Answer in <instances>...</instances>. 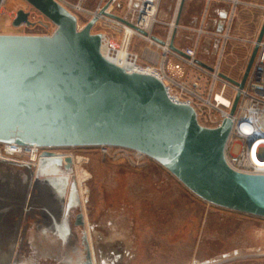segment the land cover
Here are the masks:
<instances>
[{"label":"water","instance_id":"obj_1","mask_svg":"<svg viewBox=\"0 0 264 264\" xmlns=\"http://www.w3.org/2000/svg\"><path fill=\"white\" fill-rule=\"evenodd\" d=\"M26 1L56 28L51 34L0 33L1 143L137 149L160 163L200 199L264 217V174L236 171L226 161L230 118H225L220 127H205L199 123L194 107L173 101L158 77L128 72L103 56L101 35L92 32L97 15L79 29L77 15L59 0ZM185 1H179L170 39V47L181 53L175 37ZM107 6L99 13L105 14ZM12 23L35 24L24 9L17 11ZM218 31H223V26ZM263 34L264 20L240 80L221 75L243 88ZM239 98L237 93L231 114ZM66 161L71 171V158ZM60 163L61 157L43 152L21 210L40 190L42 172ZM64 184L63 193L59 188L58 194L52 184L45 189L53 190V197L64 202L67 182ZM71 186L69 198L74 196L78 204L77 183ZM0 211L1 225L7 210Z\"/></svg>","mask_w":264,"mask_h":264},{"label":"rangeland","instance_id":"obj_2","mask_svg":"<svg viewBox=\"0 0 264 264\" xmlns=\"http://www.w3.org/2000/svg\"><path fill=\"white\" fill-rule=\"evenodd\" d=\"M59 1L77 15L81 26H84L91 18L89 11L93 12L98 7L97 5L94 8L90 7L88 0H75L76 3H71L74 0ZM178 2L179 0H160L154 34L167 38L170 32L169 23L175 16ZM78 3L83 6V11L76 8ZM120 3L123 7L124 0ZM233 3L234 0L225 2L224 0H212L207 12L204 3L197 4L192 14L198 17L195 20L198 25L190 28H200L206 13V23L203 26L206 32L201 36L199 58L211 65H216L223 50L221 71L234 78H241L252 48L238 38L258 35L263 18L261 16L253 23L239 21V11L237 10L235 14L232 12ZM122 7L116 6V10L123 13ZM241 7L242 5H238L237 9ZM189 8L187 2L184 9L191 12L192 9L189 10ZM19 9L29 11L30 20L35 24L23 23L14 26L12 22ZM222 10H225L227 15H219ZM249 10L257 12L253 8ZM255 16L257 17L256 14ZM220 21L226 29H229L231 36L226 41L224 49V39L209 33L215 31ZM55 28L56 25L53 22L26 0H4L2 3L1 32L51 34ZM100 30L113 33L112 29L98 23L94 31ZM193 34L196 36V32L185 25L177 32L175 42L182 47L192 45L193 38L195 39ZM114 38L116 42H120L121 34ZM149 45L151 44L147 40L137 37L131 47L142 51ZM112 57L116 59L121 57V61L125 64L127 52L122 48ZM126 65L129 64L126 62ZM2 147L4 150V145L0 142L1 153ZM45 150L68 156L61 158L62 163L57 167L42 172L39 177L40 190L52 184L58 189V194L60 193L59 188L63 193L64 183L67 182L65 201L58 199V202L64 208L82 209L91 221L98 224L96 230L106 240L109 237L112 240L122 239L126 245L123 264H214V262L218 264H264V217L210 204L193 194L170 172L168 174L173 177L174 182L173 185L167 183L172 195L168 197V200L147 195L153 187H149L146 192H140L141 182L148 185L152 183L149 175L142 174V171L157 164V161H151L147 166L137 168L123 159L104 157L98 147L59 146ZM239 150L240 145L236 144L233 152L237 153ZM19 154H7L8 157L3 153L0 155V209L7 210L0 225V252L5 251L3 242L11 241L12 224L17 220L15 213L23 209L27 190L35 179L36 164L31 163L28 156ZM67 158L72 160L71 171L65 166ZM73 182L77 183L80 206L76 203L74 196L72 199L69 198ZM166 205L168 208L165 210ZM29 236L32 237L31 234ZM69 236L66 239L64 237L51 238L54 239L51 241L60 244L61 242L67 243L65 247L67 252L76 254L71 264H79L81 258L77 256V251L80 252L78 246L81 248L83 246V234L72 231ZM89 236L93 243L96 237L93 238L91 232ZM37 237H39L38 242L45 241L42 235L39 234ZM74 245L77 247L74 248Z\"/></svg>","mask_w":264,"mask_h":264},{"label":"built area","instance_id":"obj_3","mask_svg":"<svg viewBox=\"0 0 264 264\" xmlns=\"http://www.w3.org/2000/svg\"><path fill=\"white\" fill-rule=\"evenodd\" d=\"M236 1L239 0H234V4L237 3ZM120 2L121 0H100L95 11H89L92 15L91 18L94 15L98 17L92 27V32L101 35L103 56L108 58L107 55H116L122 47L126 49V62L132 68L120 65L121 67L128 72L146 73L158 77L164 83L168 95L173 101L194 107L199 123L205 127H220L225 118H230L232 128L225 147V158L228 165L236 171L264 174V34L261 41L258 42V51L245 85L240 88L236 83L221 75L224 73L221 71L223 50L216 65H211L199 58L201 36L206 32L203 29L206 23V13L200 28H188L196 32L192 45L182 47L175 43L183 51L181 53L170 47L171 29L167 38H163L153 33L157 20L153 22L149 34L143 28L142 19L148 13V9L152 7V0H124L123 7ZM106 4H108L106 13L100 14L99 10ZM116 6L122 7L124 12L117 11ZM174 17L176 18V13ZM98 23L112 29L113 33L111 34L107 30L94 31ZM126 26L133 29L131 35H127ZM82 27L78 19V28ZM180 28L183 26L179 24L178 31ZM209 33L224 39L223 49L226 41L231 38L229 29H226L225 26L221 32L215 30ZM119 34H121L120 42H116L114 36ZM154 36L162 39L163 42L156 40ZM257 36L238 38V40L248 43L253 48L257 43ZM137 37L147 40L151 45L146 46L142 51L132 49L131 46ZM163 45H167L168 50H165ZM198 59L211 65L213 69L201 65L197 61ZM234 79L240 80L241 78ZM237 93L240 94V98L235 112L231 114ZM236 144L240 145V150L234 153L233 148ZM21 147L19 155L28 156L33 164H37L43 156V152L46 151L45 149L49 148L36 144H25ZM91 147H98L104 157L123 159L137 168L145 167L151 161H156L137 149L114 145ZM1 151L4 156L8 157L6 152L4 153L3 147ZM2 153L0 152V155ZM53 155L63 159L68 156L60 153H53ZM214 264H218V262H214Z\"/></svg>","mask_w":264,"mask_h":264},{"label":"flooded vegetation","instance_id":"obj_4","mask_svg":"<svg viewBox=\"0 0 264 264\" xmlns=\"http://www.w3.org/2000/svg\"><path fill=\"white\" fill-rule=\"evenodd\" d=\"M38 191L28 201L26 209L15 213L17 220L12 224L11 241L3 242L5 251L0 252V264H71L76 254L67 252V243L53 242L54 239L51 238L66 239L72 231L79 232L84 237L83 246H78L80 252L77 251V256L81 258L79 264L124 263L126 245L122 239L112 240L109 237L110 239L106 240L97 232L98 224L91 221L82 209H62L61 204L52 195L53 190ZM78 205H81V201ZM36 232H39L45 241L38 242L39 234ZM90 232L93 238L96 237L93 243L90 241ZM76 247L74 245V248Z\"/></svg>","mask_w":264,"mask_h":264},{"label":"crops","instance_id":"obj_5","mask_svg":"<svg viewBox=\"0 0 264 264\" xmlns=\"http://www.w3.org/2000/svg\"><path fill=\"white\" fill-rule=\"evenodd\" d=\"M225 1H228V0H224V2ZM76 2L74 0V2H71V3H76ZM187 2H188L189 7L192 9V11L187 12V10H185L183 8V12H182L181 20H180V25L181 26L186 25L187 28H189L191 26L196 27V25H198V24L195 22V20L198 17L196 16V14H192L194 11L193 8L197 4L204 3L206 9L208 10L209 6L211 5L212 0H186L185 4ZM88 4L90 7L94 8V7H96V5L98 6L99 2H98V0L97 1H95V0L89 1L88 0ZM185 4H184V7H185ZM238 5H242V7L240 9H237ZM190 8H189V10H190ZM249 8L256 9L257 12L254 13L253 11H250ZM237 10L239 11V15H238L239 21H243V22H247V23L248 22L253 23L255 19L256 20L260 19L261 16L264 20V0H239V1H237L236 4L233 3V5H232L233 14H235V12ZM255 14L257 15V17L255 16ZM219 15L224 16V15H227V13L225 12V10H222V11H220ZM220 25L223 26V29H224L225 25L222 23V21H220L218 23V25L216 26L215 30L218 31V27ZM190 30H192V29H190ZM192 31H194V30H192ZM0 33H6V32L0 31ZM193 36H194V34H193ZM248 37H255V36L249 35ZM193 41H194V38H193ZM175 43L177 45H179L177 42H175ZM166 170L167 169L165 167H163L162 165H160V163H157V164L151 165L148 169H146V171H142V174L149 175V178L152 180V183L150 182L151 184L148 185L146 183L141 182L139 184V186L141 187L140 192H142V191L146 192V190L148 191L149 187H153V189L149 190V194L146 193L147 195H149V196L153 195V196L159 197L158 199L168 200V197H170L172 195H171L170 190H168L167 183H171L173 185L174 180H173V177L168 174L169 171L168 170L166 171ZM159 177H162V178H159ZM158 181H160V182H158ZM167 208L168 207L166 205L164 207V209L166 210Z\"/></svg>","mask_w":264,"mask_h":264},{"label":"bare ground","instance_id":"obj_6","mask_svg":"<svg viewBox=\"0 0 264 264\" xmlns=\"http://www.w3.org/2000/svg\"><path fill=\"white\" fill-rule=\"evenodd\" d=\"M3 1L4 0H0V10H1V6H2V3H3ZM159 1L160 0H152V2H153V5H152V7L150 8V9H148V13L144 16V18L142 19V24H143V28L148 32V34L151 32V29H152V24H153V22H155L156 20H158V18H157V14H158V4H159ZM180 1V0H179ZM237 2V1H236ZM178 6H179V2H178V5H177V10H176V14H177V11H178ZM160 7V6H159ZM76 8L77 9H79V10H84V8H83V6L80 4V3H78V5L76 6ZM170 25H169V27H170V29L171 30H173V28L175 27V25H176V22H175V17H174V19L169 23ZM126 32H127V35H131L132 33H133V29L132 28H130V27H128V26H126ZM141 36H143V37H145V35H143V34H141ZM146 37H148V35H146ZM150 40H152L151 38H150ZM168 41V40H167ZM154 42V41H153ZM158 44V43H157ZM109 47V46H108ZM163 47H164V49L165 50H168V46L167 45H163ZM123 48V47H122ZM121 48V49H122ZM120 49V50H121ZM126 52H127V50L126 49H124ZM107 55V54H106ZM121 55V57H123V53H121L120 54ZM125 55V54H124ZM112 56H114V55H107V57L111 60V61H113V62H115V63H118L119 65H122L123 67H125V68H132V66L129 64L128 66L126 65V62H125V64L123 63V61H121V57H118L117 59H116V57L115 58H113ZM224 100V99H223ZM3 145H4V151L7 153V154H9V155H14L15 153H19L20 152V150L22 149V147H21V145L20 144H17V143H3ZM33 156H35V155H33ZM244 247V246H243Z\"/></svg>","mask_w":264,"mask_h":264}]
</instances>
